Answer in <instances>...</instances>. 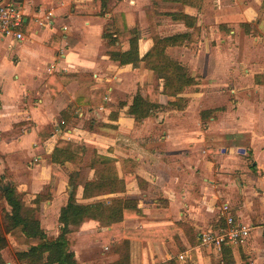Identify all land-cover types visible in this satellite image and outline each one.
I'll return each instance as SVG.
<instances>
[{"label":"crops","instance_id":"obj_1","mask_svg":"<svg viewBox=\"0 0 264 264\" xmlns=\"http://www.w3.org/2000/svg\"><path fill=\"white\" fill-rule=\"evenodd\" d=\"M148 1L151 15L162 17L152 7L160 0ZM148 1L0 0L21 8L26 37L18 45L0 39L7 43L0 56L7 59L10 73L8 78L7 72L0 75V187L14 189L26 206L36 209L48 239L59 235V215L73 173L80 177V205L137 203L142 217L123 219L117 235L176 224L188 227L177 234L183 247L178 251L180 244L173 238L161 243L129 238L110 242L113 226L86 218L75 229L76 264H98L103 256L93 250L95 242L113 253L101 264H184L188 258L192 264H245L242 257L251 258L248 264H264V0H203L197 8L185 7L198 30L194 44L170 46L165 53L187 69L195 84L178 96L185 102L182 109L168 105L175 97L160 94L163 109L136 122L129 107L136 95L146 98L154 75L143 61L110 62L111 51L129 49L128 39L109 47L114 15L124 16L128 30L138 28L139 59L151 50L154 39L193 31L167 16L181 30L163 36L145 31L140 3ZM181 48L193 52L188 61L170 55ZM0 68L4 72L2 63ZM224 82H229L228 92L222 89ZM159 84L161 92V80ZM60 140L81 146L88 164L52 161ZM96 155L114 161L124 190L84 199L81 177L87 173V181L94 180L89 166ZM242 160L250 167H243ZM222 206L251 227L246 243L227 256L222 249L197 247L201 233L218 227ZM3 208L10 213L6 201ZM6 240L8 248H18L13 255L18 263L16 254L27 246L17 245L10 236ZM1 256L4 259L3 251Z\"/></svg>","mask_w":264,"mask_h":264},{"label":"trees","instance_id":"obj_2","mask_svg":"<svg viewBox=\"0 0 264 264\" xmlns=\"http://www.w3.org/2000/svg\"><path fill=\"white\" fill-rule=\"evenodd\" d=\"M202 2L203 0H160L159 3L152 4L157 14L167 16L173 22L181 23L193 31L191 34H176L154 39L153 47L142 59L138 57V28L128 30L124 16L122 14L114 15L116 38L113 37L114 33L109 36V47H114L115 42L118 40L128 39L129 49L123 53L120 50L111 51L110 62L117 65H126L143 61L146 69L154 75L153 82L147 86L146 98L143 99L141 96L136 95L129 107L128 114L136 122L149 117L155 110L163 109L158 102L160 94L176 98L175 102L168 105H172L177 109L184 107V100L178 96L184 88L194 85L195 80L188 74L186 68L172 61L165 51L167 47L181 45L184 42L192 47L198 30L194 27L195 19L185 14L184 8H197ZM159 80L162 81L161 92ZM83 155L84 149L81 146L60 140L54 150L52 161L64 160L79 164L83 159ZM89 168L94 171V180L87 181V173L82 175L80 185L83 188L84 199L119 193L124 190L125 182L118 179L114 161L96 155ZM52 173H55L53 168ZM78 180H80L79 173L69 175L68 200L60 211L58 221L61 228L58 237L55 239H48L44 234L36 219V209L25 205L22 194L17 193L14 189H9L1 194L10 207V213H5L4 222L0 224V264H6L1 256V252L7 247L6 236H10L17 245L27 246V250L16 254L19 264H76L73 250L76 243L75 229L86 218L96 219L104 227L113 226L112 233L109 236L110 242L129 238L148 243H161L173 238L175 244H180L177 234L180 231L186 232L188 227L184 224L126 230L117 235V227L118 230L121 228L120 223L123 219L142 217L141 211L137 208V203L127 200H113L110 205L103 203L80 205L76 202ZM217 223L218 226L223 225L221 220ZM118 224L119 226H117ZM222 250L225 256L231 252L227 247H222ZM163 264L175 263L174 261H168ZM224 264H232V262L226 260Z\"/></svg>","mask_w":264,"mask_h":264},{"label":"built area","instance_id":"obj_3","mask_svg":"<svg viewBox=\"0 0 264 264\" xmlns=\"http://www.w3.org/2000/svg\"><path fill=\"white\" fill-rule=\"evenodd\" d=\"M48 17L51 14L48 13ZM23 14L20 7L12 3H0V39H7L14 44H20L25 40V35L21 31ZM218 221H223L222 226L207 230L199 235V247H212L221 250L227 247L236 250L243 246L248 240L251 227L238 221L228 213V207L222 206ZM183 260V255L178 256Z\"/></svg>","mask_w":264,"mask_h":264},{"label":"rangeland","instance_id":"obj_4","mask_svg":"<svg viewBox=\"0 0 264 264\" xmlns=\"http://www.w3.org/2000/svg\"><path fill=\"white\" fill-rule=\"evenodd\" d=\"M126 1H128V0H126ZM148 2L140 3V6H141V8H142V10H143V12L145 14V20L143 21V26H144L145 31L155 32L157 35H162L163 36V35L171 34V33L178 32L179 30H181V27L180 26H177L176 24L171 23V21L167 17H165V16L156 17V16L151 15L152 12L150 11V5H149L150 2L149 3ZM116 5H118V4L116 3ZM116 5H115V7H116ZM113 8H114V6L112 7V9ZM24 41H26V37H25V40ZM15 45H18V44H15ZM6 46H7V43L6 42L5 43L0 42V48H5ZM190 51L189 50L188 51H185V50L182 51V48H181V49H178V50H172L171 53H170V55L172 57L182 58V59H186L188 61V59H190L191 56L193 55V52H190ZM23 55H25V54H23ZM6 61H7V59L6 60L4 59V55L0 56V63L3 64V70H4V72L0 73V75L1 76H5V74L7 72L5 78H8L10 73H9V71H6V69L8 68ZM222 89L223 90H226V92H228V90L230 89L229 82H224V85H223V88ZM227 98H228V95L226 96V99ZM242 161H245V163L243 164V167H245V166H246V168L250 167V162L248 160H242ZM80 164H81V166H86L88 163L87 162H84V160H81L80 161ZM11 186L13 188H15V185L14 184H12ZM2 193L3 192L0 191V224L4 222L3 217H4L5 213H6L5 208H3V204H4L5 201H4V199H3L2 195H1ZM216 200L219 201L218 198ZM218 205L221 206L222 203L221 202H218ZM218 219H219V217H217V220ZM259 231H260V228H258L254 232V235L257 236L258 233H259ZM194 245H195V242L192 244V246H194ZM178 247H179L178 248L179 250L175 248L176 253H178V254L183 253V252H178V251H182L183 250V247H181V244ZM197 247H199V246H197ZM200 248H201V250H204V251L207 250V248H205V247H200ZM17 249L18 248L13 247V245H10V248L7 247L5 250H3V258H4L3 260L5 262H7V263L11 262V264H18L16 261H14L15 258L13 256L15 254V250H17ZM121 249H122V244H121L120 250L118 252H121ZM93 250L97 253L98 256H103V258L100 257L98 259V261H97L98 264L105 263L106 262V259H104V258L107 257L110 254H113L111 251H109V249H107L106 246L103 247L102 244H100L98 242H95V246L93 247ZM116 250H117V247H116ZM231 251L232 252H235V251H238V250L236 249L234 251L233 250H231ZM83 252H84V250H83ZM83 252L82 251H79V259H83ZM118 252H116V253H118ZM118 257H120V254L118 255ZM250 259L251 258L242 257V261L245 264H248V262L250 261ZM178 262L176 264H180V262L179 263ZM184 264H192V262L188 258ZM212 264H217V260H212Z\"/></svg>","mask_w":264,"mask_h":264},{"label":"water","instance_id":"obj_5","mask_svg":"<svg viewBox=\"0 0 264 264\" xmlns=\"http://www.w3.org/2000/svg\"><path fill=\"white\" fill-rule=\"evenodd\" d=\"M6 190H7V187H5V186L0 187V191L4 192Z\"/></svg>","mask_w":264,"mask_h":264}]
</instances>
